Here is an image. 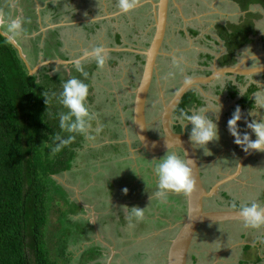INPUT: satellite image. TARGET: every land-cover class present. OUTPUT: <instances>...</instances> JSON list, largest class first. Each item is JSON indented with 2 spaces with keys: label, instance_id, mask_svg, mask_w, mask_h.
<instances>
[{
  "label": "flooded vegetation",
  "instance_id": "flooded-vegetation-1",
  "mask_svg": "<svg viewBox=\"0 0 264 264\" xmlns=\"http://www.w3.org/2000/svg\"><path fill=\"white\" fill-rule=\"evenodd\" d=\"M154 1L157 0H137L136 7L127 13L120 11L117 7V0H30V5L28 6L34 11L35 19L39 22V30L36 32H41L43 37L44 31H42V25L45 23L47 28H59L58 35L61 34L60 32L62 29H70L69 31L72 32V35L74 34L73 32H75L76 35L82 33V35H92V38L95 37L96 40H100L101 43L96 47H103L104 49L113 48L111 50H105V54H108H106L105 71L114 69L116 66L122 67L124 61H121V59L128 54L133 55L135 61L132 65L137 67L134 68L136 71L132 77L139 76V78L137 82L135 81L133 83L135 86L130 84L126 89L129 95L134 98V89L138 86L145 64V55L139 51H145L150 46L155 30ZM221 1L222 0H211V2L210 0L169 1L167 30L162 53L158 57V65L159 59L166 54L168 56L167 58L170 59V63L173 65L172 67L178 69L179 78L170 79V86L167 89L170 91L171 96H165V98H163L162 109L159 113L152 118H148L147 115L148 129L152 137H161L164 135L161 118L164 99L168 101L188 78L209 76L213 73L215 68L219 69L228 66L241 65L244 69L264 67V58L253 55L254 46L257 47L255 50L260 49L264 51V5L262 2H254L249 4L247 8H244L238 1L224 0V8H222V4H219ZM20 3V0H1L0 8L4 9L9 7L10 13L8 16H14V19L16 13L20 16L17 18H23L26 21V9L23 5H20ZM40 4H42L43 7L46 6L42 11L44 14L41 13L42 15L38 14ZM182 4L185 11L189 13L188 17L192 18L190 21L185 20L186 16L183 14L181 16ZM58 5H61L63 8L61 11L63 12V19L53 24L52 18L54 10ZM147 6L148 8H146ZM200 8H202L203 12H200ZM205 9H207L208 12H204ZM46 15L49 16L46 17ZM38 16H41V19L45 21L40 22ZM4 18L7 19L5 12L2 14V19L0 18V22L2 21L1 23L4 22ZM136 20L142 24V26L140 25V29H138V26L135 24ZM60 23H63V27L65 28L54 26ZM25 24L24 29L26 27ZM68 26L71 28L68 29ZM24 32V34L27 35L26 29ZM141 33L149 37L146 46H138L136 43L130 42L134 34L140 36ZM74 39L78 41L77 38ZM194 39L196 40L194 41ZM197 40L199 43L201 42V46L204 47L196 46ZM63 43H65L64 39ZM41 46H43L42 41ZM76 47H78V50L73 51L63 44L61 50L65 53L70 52V54H67L72 60L79 59L81 56H84L86 51L91 52L93 50L90 47H83L81 45H77ZM111 57L114 59L113 63L110 62ZM84 59L85 57L80 60ZM137 68L140 70L137 71ZM124 75L125 74L122 76ZM117 78L118 75L115 79L117 80ZM263 82L264 71L250 74L222 75L209 83H200V86L194 85L185 93L179 105L174 110V131L185 133L189 136L191 125L189 124L184 129L176 120L178 109H180V106L183 104L188 94L196 97V100L191 105H185V110L190 112L198 110L200 107H207L209 110L208 114L214 117L217 99L218 103L222 105L218 125L220 128H224L223 132L219 130L220 136L221 134L226 136H221L218 142L209 143L208 147L211 149V155H205L203 149L196 148L200 159L201 176L208 190H211L218 182H222L236 174L242 163V170L237 176L230 178L224 183L222 182V185L218 189V193L206 199V209H238V207H233V204H246L252 200L264 204V186L259 184L255 188L245 189L246 187L243 186L242 180L240 179V177H246L248 181H254L252 176L257 170L261 172L260 177L264 178V152L253 150L254 152L249 154L246 160H243L244 154L252 150L245 152L241 146L236 143V146L230 149L232 145L230 140L234 137L230 135L227 126H223V120L227 116L231 117L237 106L241 108L242 114L258 106V98L261 92L264 91L262 86ZM156 83L159 86V79L154 76L151 92L154 90ZM114 84L115 83L112 82V85ZM252 87L254 89L256 88L253 92L250 90ZM94 90L96 91L97 89ZM114 90L115 88H113V91ZM239 90L242 91L243 95ZM97 91L100 92L99 90ZM247 97L248 102L245 100ZM108 100L109 98L105 97L102 101ZM249 100L255 101L253 106ZM126 106L127 105L124 107ZM147 106L149 107V104ZM130 110L132 111L131 122L130 120L124 119L123 115L121 117L123 124L120 125V127L122 126L124 128L123 130L122 128H117V126H108L107 129L111 130L110 132L115 135V138L109 139L110 142H112L111 145H117V147L121 149V153H117L116 155L121 156L123 160L128 159L131 161L133 163L131 164L132 166L135 165V178L138 180L136 183L138 184L139 190H137L134 196L131 192L125 194L123 198L119 196L117 203H113L116 204V208L120 204L123 207L125 205L131 207V204L141 207L143 204H146L148 212H150L149 205L151 200L160 201V199L166 195L171 197L175 196L180 200L174 205L175 208L181 210L186 215L187 196L185 193L169 191L164 196H157V183L153 170V159H159L166 152L152 155L139 149L140 142L138 141L136 129L133 126V104ZM105 118L107 119L106 123L109 124V119L106 115ZM118 129L121 132L118 133ZM121 137L122 139H119ZM170 151H175L181 155L184 154L183 151L178 148ZM250 161H254L256 166H251L249 163ZM127 187L128 186H126V188ZM240 190L242 191L240 192ZM114 192H117V190ZM154 210H156V207H154ZM119 213L120 210L118 209L117 213L107 215V217H109L108 219L111 220L110 226H112L113 231L117 232L118 230L114 226V223ZM151 213L155 214V212L152 211ZM113 217L115 219H112ZM101 218L98 217L97 221L102 226L103 221ZM90 219H92V217ZM94 220L95 219L90 222V225L97 228V223H94ZM141 221L146 223L150 222L145 216ZM164 223L166 228H163V236L159 237V240L164 237L158 247L163 254L162 258H160L161 263L159 262V264H167V249L175 236L173 233L178 229L175 227L176 222L174 223L171 219L166 220ZM233 223L237 225L233 227L232 225L227 226L221 223H208L199 227L189 250L188 264H241L243 261L242 259L245 257L251 258L254 264H264V262H260L264 259V227L260 229L245 227L244 221L242 220ZM151 226L152 225L149 224V227ZM154 231V229L146 231V234L143 236ZM123 233L124 231L122 230L121 234L123 235ZM254 234L257 235V238L253 237ZM229 236L230 238H235L236 242L233 244L234 248L231 246L232 243H228ZM236 238H241L244 241L240 242ZM254 238L256 241L250 242V240L252 241ZM145 239L146 238H144V240ZM250 246L254 248L249 249ZM148 258L151 257L149 256ZM139 260L133 261V264H139ZM129 261L130 260L123 258L121 262L122 264H131ZM152 261L154 262L153 258Z\"/></svg>",
  "mask_w": 264,
  "mask_h": 264
},
{
  "label": "rangeland",
  "instance_id": "rangeland-1",
  "mask_svg": "<svg viewBox=\"0 0 264 264\" xmlns=\"http://www.w3.org/2000/svg\"><path fill=\"white\" fill-rule=\"evenodd\" d=\"M20 2H21L20 5H23V7H25L26 9L25 29H27V26L31 29V25H32L31 21L35 20V16H34L35 13L28 6L30 5V0H20ZM219 4L220 5L222 4V8H224L223 6L224 0H222ZM45 7L46 6L43 7V5L40 4L38 14H41V12L44 10ZM146 8H148V6ZM202 8H200V12L201 11L203 12ZM232 11L235 12L234 10ZM204 12H208V10L205 9ZM2 14H3V10L2 8H0V18L1 19H2ZM15 15L16 16L14 19H16L17 17H20L16 13ZM48 16L49 15H46V17ZM13 17L8 16L7 19L5 18L3 19L4 21L3 23H1L2 21L0 22L1 24L0 28L2 29V31L8 33L7 31L8 24L10 23V18L13 19ZM38 17H39L40 22L45 21L41 19V16H38ZM52 22L53 24H55L57 21L53 20ZM135 24L138 26V29H140V27L142 26V24L138 20L135 21ZM44 26H45V23H44ZM69 28L71 27L68 26V29ZM69 30L62 29L60 32L61 34L59 36H54L53 38L58 37L60 40L62 39V41L64 39V42H65L64 46H67L73 51L78 50V47H76L77 45H81L83 47H90L94 49L99 43H101V41L96 40L95 37L92 38V35L87 36V35H82V33H80L79 35H76L75 32H73L74 34L72 35V32ZM24 33L25 32L15 37H13L10 33L8 34L17 40V42L23 48L24 53L28 57L29 61L34 63L35 62V55H34L35 46L32 45L31 41H29V39H27L26 37H29V38L36 37L37 35L26 36ZM74 38H77L78 41L75 40ZM195 40L196 39H194V41ZM148 41H149V37L144 33H141L140 36L138 34L137 35L134 34L130 39V42H134L138 46H146ZM197 43H196V46L202 45V43L201 42L199 43L198 40H197ZM201 47H204V46H201ZM256 48L257 47L254 46L253 55H256V56L258 55V57L264 58V51H261L260 49L255 50ZM68 54H70V52H68ZM167 57L168 56L164 54L163 57L159 59L158 76H157V78L159 79V86L156 83L154 90H152L151 92V95L148 101L149 107L147 106L148 107L147 109L148 118H152L153 116H156L157 113H159V111L162 109V100L163 98H165V96L166 97L171 96L170 91H168L167 89L170 86V79L179 78L178 69L176 67L175 68L172 67L173 65L172 63H170V59ZM121 61H124V65H122V67L116 66L114 67V69H111L109 71H104V70L101 71V74L102 73L103 74L101 75V80L98 81L101 84L100 89H99L100 92H98L97 90L93 91L94 93H98L97 97L94 96V93L89 94L88 103L92 111L97 114V118L92 123L91 128L95 129L94 131H92V136L90 134L91 128L89 130V136H91V138H87L86 144L84 143L85 147L87 146V143L89 142L90 143L94 142L95 144L97 142L104 140L105 138H108V139L115 138V135L112 134L110 132L111 130L107 128L108 126L110 127L117 126V128L119 127L120 129L122 128L123 130L124 128L122 126L120 127V125L123 124V121L121 118L122 115L124 116V119L130 120L131 122L132 111L130 110V108L132 107L134 98L129 95L126 88H128L130 84L134 85L133 83L135 81L136 82L138 81L139 76L132 77L134 76L133 74L136 71L134 68L137 67V66L132 65V63L135 61V58L133 55L128 54L127 56L122 58ZM93 62H95L94 59L86 63L90 65L89 63H93ZM69 69L70 67L66 65L65 66L63 65L61 67V70L65 72L66 71L68 72ZM138 70L140 69L137 68V71ZM86 71H87V68H86ZM55 72L53 71L52 74H54ZM73 73L75 74L76 71L73 70ZM123 74L125 75L122 76ZM117 75H118V78L116 80L115 77H117ZM92 81L94 82L95 78L92 79ZM86 82L90 83L91 81L87 78ZM112 82L115 84L112 85ZM90 84H92V82ZM262 86L264 88V82L262 83ZM113 88H115V93L110 90ZM160 90H161V94H160ZM105 97H108L109 100L102 101ZM94 100L96 101L93 103ZM95 104L96 106H94ZM262 104H264V91L261 92L258 98L257 105H262ZM125 105L127 106L124 107ZM249 112L250 110H248L247 112H244L242 114V117H243L242 120L238 122L242 131H249V132L251 131L249 129H246V125L244 123L245 118L248 120L253 119V117L249 115ZM105 115L109 119V124L106 123L107 119L105 118ZM261 117H264V108L258 111L255 118L258 119ZM230 118H231L230 116H227L225 119L221 118V119H224L223 126H227V122ZM97 129H99V131H97ZM219 130H222L223 132L224 128L219 127ZM119 132L121 131L118 129V133ZM221 136H226V135L221 134ZM221 136H220V139H221ZM119 139H122V137ZM252 139H255L254 134L252 135ZM230 142L232 143L230 149H232L233 147L236 146V144L234 143V138L231 139ZM83 151L84 153L82 155H79L78 159H77L76 154L74 156L75 160L76 159L78 160V164L80 166H84V164H86L88 160H89L88 162H91L94 159V158L91 159L92 153L90 149L85 150L84 148L80 152L82 153ZM107 155L110 156L111 152H109ZM105 160H108V158H105ZM105 160L102 159L100 165L97 164L98 166H93L92 171L95 174V177L93 180L90 179V176L88 175L87 177L80 176L79 181H80L81 186L77 188H80L79 190L81 191H79L77 195L74 191V188L73 189L67 188V184H63L64 182H66L65 179H63L62 181H59L57 178H54L55 175H53V177L49 179V183L52 188L51 189L52 195H50L47 201L48 207L50 209V217H49L48 226H46V240L48 241L50 245L52 257L56 258L63 264H98V263L110 264V262L111 264H122L121 261L123 258L130 260L129 263L131 264L134 263L133 261H137V259L138 260L140 259L138 262H141V263L144 262V264H159V262L161 263L160 258H162L163 254L159 250L158 247H159V244L164 239L163 237L161 240H159V237L163 236V228H166V225L164 222L166 220L171 219L174 223L176 222L175 227L178 228L179 223L183 220L185 216V213H183L179 209H176L174 206L180 201L179 198L175 196L171 197V196L166 195L162 197L160 201L151 200V203L149 205L150 212H148L147 205L143 204L141 207L142 208L146 207L145 218L150 220L149 223H146V222L142 223L140 222L141 220L134 221L135 219H133L132 221H129L127 219V211L124 209L125 207H123L120 204L116 208L115 206L116 204L114 203H116L115 202L116 199L117 200L119 199V196H121L122 198L124 197L125 194L123 192V189L126 188V186H128L127 187L128 192H131L133 196L137 192V190H139L137 186L138 184L136 183L138 180H136L135 178V173H136L135 165L132 166L131 164L133 163L131 161H129L128 159L123 160L121 156H117L113 158L114 161L112 162H109V161L107 162ZM249 163L251 166H256V163H254V161H250ZM111 166H114V169L116 170V173H115L116 178L114 177L115 179L114 180L112 179V182H111L110 177L106 178L107 177L106 174L110 175L109 172H111L110 176L114 174L112 173L113 169L111 168ZM79 170H81V172H79ZM70 171L71 173H73L75 170L72 168ZM82 172L84 174L86 173L83 167H79L78 171H75L74 174H71V176L73 177L75 175H79ZM251 174L252 173L250 172V175ZM260 176H261V172L257 170L254 172L252 176L254 181H248L246 177H240V179L242 180L243 186L246 187L245 189H252V188H255L259 184L264 186V178H261ZM106 179H108L110 182L107 181L108 182L107 183ZM73 186H76V185H73ZM116 190L117 192H114ZM241 191L242 190H240V192ZM81 192H82V195H81ZM77 197L81 199L79 198L77 199ZM154 207H156V210H154ZM118 209L120 210L118 217L116 219L114 217L112 218L116 220L114 223V226L118 230L117 232V231H113L112 226H110L111 220L108 219L109 217H107V215L111 213H117ZM151 211L155 212V214L151 213ZM93 216L97 217V220H98V217L100 218L102 217L101 219L103 222L100 220L102 222V226L98 222H97L98 228H95L90 225V222L94 219ZM91 217L92 219H90ZM126 219L128 223L127 225H125V230H124L123 222ZM149 224L152 226L149 227ZM221 224H224L227 226L232 225L233 227L237 225V224H234L233 222H224ZM151 229H154L155 231L151 232L150 234L146 236H143L144 234H146V231H149ZM122 230L124 231L123 235L121 234ZM177 230L175 231V233L177 232ZM175 233L173 234L175 235ZM66 237L68 238L67 250H66V254H62V251L65 248L64 240ZM253 237L257 238V235L254 234ZM144 238L146 239L144 240ZM236 239L240 242L244 241L241 238H236ZM254 241H256L255 238L252 239V241L250 240V242H254ZM229 242L232 243L231 246L232 248H234L233 244L236 242L235 238H232V237L230 238L229 236L228 243ZM57 243L60 247L57 245ZM109 243L113 247V250L110 247H108ZM253 248L254 247L252 246L249 247V249H253ZM147 254H150L151 258L146 257L145 255ZM152 258L154 259V262L152 261ZM260 262L263 263L264 259H262Z\"/></svg>",
  "mask_w": 264,
  "mask_h": 264
},
{
  "label": "trees",
  "instance_id": "trees-1",
  "mask_svg": "<svg viewBox=\"0 0 264 264\" xmlns=\"http://www.w3.org/2000/svg\"><path fill=\"white\" fill-rule=\"evenodd\" d=\"M235 1L241 3L244 8L254 2H262L264 5V0ZM9 9V7L2 8L6 17L10 13ZM61 11L62 7L58 5L55 7L54 14L63 19ZM57 17L53 16L52 20L58 22ZM35 20L31 21L32 30H27L29 28L27 26L26 31L29 34L39 30V22ZM1 30L0 264H63L52 257L50 245L46 240V226H48L50 217L47 201L52 195L49 179L53 175H59L73 168L74 156L84 149L87 138L77 136L74 143L59 153L53 154L50 150L52 141L49 137H54L57 133L67 135L61 132L56 115L66 110L55 100L47 107L45 98L40 94L44 90L55 91L58 94L61 90L62 79L67 80L74 75L81 79L84 77L80 73H73V70L75 71L73 65L69 66L68 72L62 71V66H60L52 74L56 67L54 64H49L43 66L35 74H31L16 46L3 35ZM58 31L59 28H48L44 40L41 33L29 39L36 49L35 62H31L32 67L39 62L41 56L39 53L42 51L44 52L43 59L46 60L56 58L58 55L68 58L67 53L61 51V46L64 44L62 39L53 38L58 36ZM42 40L44 41L43 48L40 45ZM110 62H114L112 57ZM89 64H86V68L89 73L88 79L92 82V84L89 83L90 93H92L96 89L92 79L101 80L103 73L101 74L102 69L97 68L96 62ZM255 89L250 88L251 92ZM247 99L248 97L245 99L248 102ZM195 100V96L188 94L180 109H186L185 105H191ZM249 101L253 106L255 101ZM113 147L116 148L117 153H121L120 147L117 145ZM132 206L134 204H131ZM127 223L126 219L123 224L127 225ZM67 241L66 237L62 254H66ZM148 255L150 256L147 254L146 257H149ZM139 264H144V262H139Z\"/></svg>",
  "mask_w": 264,
  "mask_h": 264
},
{
  "label": "clouds",
  "instance_id": "clouds-1",
  "mask_svg": "<svg viewBox=\"0 0 264 264\" xmlns=\"http://www.w3.org/2000/svg\"><path fill=\"white\" fill-rule=\"evenodd\" d=\"M136 4L137 0H117V7L121 12L125 13L134 9ZM25 23L26 21L23 18H10V23L7 28L8 33H10L13 37L21 35L25 31ZM43 27L45 26L42 25V28ZM28 30L32 29L28 28ZM42 31L44 30L42 29ZM45 32L46 31H44V35L46 34ZM39 33L41 32H36L34 36ZM26 34V36H31L32 33L29 34L26 32ZM26 38L30 39L31 37ZM44 38L45 37H43V40ZM43 40V46H41L42 48L44 47ZM32 45L34 44L32 43ZM34 53L36 54L35 48ZM39 54L41 55L39 61L46 60L43 59V51ZM24 55L26 56L25 53ZM84 56V60L77 59L73 61V64H71L73 65L75 71L80 73L84 79L75 75L71 76L67 80L62 79L61 90L58 94L57 92L50 90H44L40 94L45 98V104L47 107L53 102V100H55L63 107V109L66 110L60 111L56 115L58 116L59 128L61 132L66 133L67 135L65 136L57 133L54 137H49L52 141L50 150L53 154L59 153L65 147L74 143L77 136H88L89 130L92 127V122L97 118V114L92 111L88 103L90 84L86 82L89 76L88 71H86V62L89 61V58L94 59L97 68L105 70L104 66L106 64L107 56L103 47H96L91 52L86 51ZM56 58L64 57H62V55H58ZM64 59H70V57ZM27 60L29 61L28 58ZM29 63L31 64V61H29ZM54 65L56 67L54 72L58 70L60 66H63V64H59L58 66H56V64ZM98 81V79H95L94 82ZM93 93L94 92H92V94ZM240 93L243 95L242 91H240ZM262 108H264V104L256 106L249 112V115L252 116L253 119H244L246 129L251 130L250 132L242 131L240 125L238 124V122L243 118L242 111L239 106L235 108L231 118L227 122L228 131L230 135L234 137V143L241 146L245 152H249L250 150L264 152V117L258 119L255 118L258 111ZM214 110L215 116L213 117L208 114L209 110L207 107H200L198 110L191 112L181 108L178 109V115L176 116V120L182 128L185 129L189 124L191 125L189 140L194 148L203 149L205 155L212 154L211 149L208 147L209 143L218 142L220 139L218 121L222 105L218 103V99L217 107ZM97 131H99V129H97ZM253 134L255 135V139H252ZM153 165L157 183V196H164L169 191L177 193L183 192L185 194L193 192L195 187V179L193 176L194 161L188 158L187 152L181 155L175 151H170L168 147L167 152L162 157L159 159H153ZM123 192L124 194H127L128 189L124 188ZM124 207L127 210V219L129 221H132L133 219L136 221L143 220L146 207H128L126 205ZM233 207H238L239 215L243 218L245 227L253 229H260L261 227H264V204L258 203L256 200H252L246 204H233Z\"/></svg>",
  "mask_w": 264,
  "mask_h": 264
},
{
  "label": "water",
  "instance_id": "water-1",
  "mask_svg": "<svg viewBox=\"0 0 264 264\" xmlns=\"http://www.w3.org/2000/svg\"><path fill=\"white\" fill-rule=\"evenodd\" d=\"M169 1L170 0H157L153 2L155 13V30L150 46L145 51H139L140 53L145 55V64L143 66V71L138 86L134 89L133 126L135 127L138 135L140 150H144L149 154L155 155L167 152L168 147L169 150L178 148L182 150L183 153L187 152L188 158L194 161L193 176L195 179V187L193 192L186 194V215L179 223L178 230L174 238L170 242L166 254L167 264H188L189 250L199 227L208 223L236 222L241 220L244 221L243 218L239 215L238 209H206V199L215 196L218 193V189L222 185V182L224 183L230 178H234V176L236 177L237 174L242 170V163L236 174L230 176L222 182H218L213 186L211 190H208L204 185L201 176L200 159L198 157L197 149L193 147L188 135H186L185 133L176 132L173 129L174 110L179 105L185 93L188 92L194 85L200 86V83H209L226 74H250L261 72L264 71V67L244 69L241 65L228 66L219 69L215 68L213 73L209 76H197L188 78L175 92V94L169 98L168 101L164 99L163 111L161 114L164 135L161 137H152L148 129L147 104L154 76H158V57L162 53V47L167 30ZM54 26H58V24ZM42 29L46 31L48 28L43 27ZM1 32L3 33V35L8 37V39L16 46L20 56L27 64L31 74H35L41 68H43V66L49 64H56V66H58L59 64H63L66 66L73 64L74 60L72 59L55 58L49 60H41L34 67H32L26 56L24 55L23 49L18 44V42L8 33L2 30ZM108 49L109 48L105 50ZM84 57L85 56H81V58L79 59H82ZM252 152L254 151L252 150L249 153L244 154L243 160H246L248 155ZM55 177L59 178L56 175ZM93 217L96 220V217ZM108 247L113 250V247L110 244H108Z\"/></svg>",
  "mask_w": 264,
  "mask_h": 264
},
{
  "label": "crops",
  "instance_id": "crops-1",
  "mask_svg": "<svg viewBox=\"0 0 264 264\" xmlns=\"http://www.w3.org/2000/svg\"><path fill=\"white\" fill-rule=\"evenodd\" d=\"M63 9V8H62ZM198 10V9H197ZM199 11V10H198ZM55 13V12H54ZM191 13V12H190ZM200 13V12H199ZM182 14L184 15V16H186V19L185 20H187V21H190L192 18H190V17H188V15H189V13L187 12V11H185V8H184V6H183V4H182V7H181V16H182ZM53 16H54V18L55 17H57V15H55V14H53ZM61 16V15H60ZM183 18V17H182ZM57 19H58V21L60 22V20H62L61 19V17H57ZM63 23H60V24H58V26L61 28V27H63ZM105 66H106V64H105ZM104 66V68H106ZM100 81V80H99ZM94 84L96 85V86H98V87H96L95 86V88L97 89V90H99L100 89V86H101V84L99 83V82H94ZM111 91H113V89L111 90ZM114 93H115V90L113 91ZM97 95H98V93H94V96L95 97H97ZM97 99V98H96ZM96 100H94L93 101V103L95 102ZM94 106H96V104L94 105ZM109 113V112H108ZM93 123V122H92ZM95 129L94 128H91V131H90V134L92 135V131H94ZM86 138H90V136L88 135V136H86ZM99 140V139H98ZM102 140V139H101ZM112 142H110V140L109 139H104V140H102V141H100V142H97V143H95L94 144V142H89V143H87V146L86 147H84L85 148V150H89L90 149V151H91V159L92 158H94L91 162H86V164H84V166H80L79 164H78V156L79 155H82L83 153H84V151L81 153V152H79V154L77 155V159L74 161V166H73V169L75 170V171H78V168L79 167H83V169H84V171H86V173L84 174L83 172L81 173V174H79V175H75V176H71V174H74V172L73 173H71V171H65V172H63V173H61V174H59V175H56V176H58L59 178H57V177H55L54 176V178H57L59 181H62L63 179H65V181L66 182H64L63 184H67V188H71V189H73L74 188V191H75V193H76V195L79 193V191H81V190H79L80 188H77V187H80L81 185H80V176H82V177H87V175L88 176H90V179H94V177H95V174H94V172L92 171V168H93V166H98V165H100L101 164V160L103 159V160H105V158H108V160H105V161H109V162H112V161H114L113 160V158H115V157H117V152H116V148H114L113 146L112 147H110V145L109 144H111ZM93 149H98V150H96V152L93 150ZM107 149H108V151H107ZM83 150V149H82ZM94 151V152H93ZM109 152H111V155L109 156V155H107ZM81 153V154H80ZM99 153V154H98ZM96 154H98V155H96ZM101 156V157H100ZM98 164V165H97ZM111 168L113 169V172L112 173H114L112 176H110L111 175V172H109L110 173V175H108V174H106L107 175V177L106 178H108V177H110L111 178V182H112V179L114 180L115 178H116V176H115V173H116V170L114 169V166H111ZM79 172H81V170H79ZM90 173V174H89ZM105 175V176H106ZM66 177V178H65ZM115 177V178H114ZM92 180H91V182H92ZM110 182L108 179H106V182ZM69 184H68V183ZM87 182V181H86ZM105 182V183H106ZM107 182V183H108ZM70 185V186H69ZM73 185H76V186H73ZM76 188V189H75ZM81 195H82V192H81ZM79 197H77V199H78ZM79 199H81V198H79ZM116 203H117V199H116V201H115ZM84 204V203H83ZM85 205V204H84ZM98 221H97V217H96V221H94V223H97ZM97 228H98V225L96 226ZM110 244V243H109ZM219 260V259H218ZM240 260V259H239ZM243 261L241 262V264H254V262L251 260V258H249V257H245L244 259H242Z\"/></svg>",
  "mask_w": 264,
  "mask_h": 264
}]
</instances>
